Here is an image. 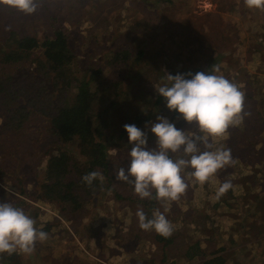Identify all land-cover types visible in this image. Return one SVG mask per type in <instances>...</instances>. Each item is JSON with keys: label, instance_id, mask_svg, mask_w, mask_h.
Here are the masks:
<instances>
[{"label": "rangeland", "instance_id": "1", "mask_svg": "<svg viewBox=\"0 0 264 264\" xmlns=\"http://www.w3.org/2000/svg\"><path fill=\"white\" fill-rule=\"evenodd\" d=\"M127 1L113 0L116 7L99 5L97 16L86 14L91 22L89 25L98 26L99 31H113L107 40L108 47L112 46L113 38H124L126 28L150 27L156 19L154 9L147 10L152 2H147L144 8L139 5L140 0ZM253 11L252 15V9L244 0H175L172 7H159L158 14L165 29L152 36L155 49L165 50V56L169 58L167 70L171 66L186 69L218 65L219 74L236 83L245 93L247 108H264V11ZM61 23L65 24L67 32H81V29H73L65 18ZM83 32L87 34V30L83 29ZM91 38L92 34H87L86 39L74 46L81 65L87 59L98 61L102 57L95 44L89 43ZM103 43L101 39L98 41V44ZM39 52V49L35 50L36 55ZM147 87L152 88L150 85ZM244 113V129L240 123L230 133L233 127L230 126L226 137L210 140L214 148L225 146L231 149L234 159L231 166L217 170L204 184L197 183L190 175L188 188L177 201L165 205L156 200L151 213L155 210L163 212L167 207L164 214L173 225V240L166 243L155 237L157 233L154 230L142 231L136 214L139 210L137 201L142 199L133 192L131 184L116 179V172L112 184L107 186L108 180H105L102 183L105 187L95 194L86 195L76 210L65 203L34 199L40 194L36 192L37 185L45 180L39 170L42 160L38 155L30 157L24 153V135L16 134L5 125V113L0 109V201L7 200L22 208L35 220L36 227H41L46 220L51 221L45 232H63L71 237L66 240L67 248L60 250L56 243L51 254L45 257L33 251L23 253L16 250L11 254L2 253L0 262L49 264L54 259L55 264H99L100 253L102 261L108 264H195L186 258V246H191L198 239L209 255L211 251L218 250L221 240L224 242L222 246H228L229 238L234 239L235 247L239 248L236 260L249 254L252 259L259 258L250 251L255 247L253 242L264 236V129L253 123L255 117L251 112L245 110ZM181 121L179 119L178 123ZM177 126L198 133L194 124L188 125L183 121ZM50 138L53 137L49 135L47 140ZM154 139L149 133L150 146H154ZM45 146L41 151L49 152L51 148ZM65 148L77 152L73 143L68 142ZM225 179L234 181V196L228 200L235 202L234 208L226 213L221 206L219 209L210 206L213 203L211 198L215 197L216 190ZM243 216L248 218L241 229L238 223ZM233 224L237 228L233 227L231 234L229 229ZM96 242L102 244L98 248L101 251L97 253L94 251L99 246ZM111 250L116 251L109 252ZM107 251L109 258L105 257Z\"/></svg>", "mask_w": 264, "mask_h": 264}, {"label": "trees", "instance_id": "2", "mask_svg": "<svg viewBox=\"0 0 264 264\" xmlns=\"http://www.w3.org/2000/svg\"><path fill=\"white\" fill-rule=\"evenodd\" d=\"M140 2L144 8L147 2H152L146 8L155 11L153 24L142 29L126 28L124 38H113L112 46L108 47L107 40L113 31H99L98 26L89 25L91 22L86 14L97 16V7L115 6L113 0H38V7L32 14H25L0 0V109L5 113V125L16 134L24 135V153L38 155L42 160L39 170L45 180L37 185L36 192L40 194L34 199L65 203L73 210L81 207L86 195L97 193L105 180H108L107 186L112 184L114 173L128 166L130 145L124 124L134 123L142 128L158 115L168 117L177 125L183 122L178 123L177 114L165 107L155 90L167 81L168 73L211 70L212 64L186 69L171 66L167 70L169 58L164 49H155L152 36L165 29L158 14L159 7H172L175 0ZM63 18L81 32H67L65 24L61 23ZM83 29L92 34L89 43L95 44L102 57L98 61L87 59L81 65L74 46L87 38ZM100 39L103 44H98ZM37 49L40 52L36 55ZM245 110L254 115L253 123L264 129V108L253 110L244 103L243 112ZM245 125L241 122L243 129ZM49 135L53 138L47 140ZM68 142L75 144L77 152L65 148ZM42 146L51 150L41 151ZM92 171L99 172L102 179L87 184L82 177ZM186 174L190 178V172ZM233 191L231 186L219 199L211 198L210 206L214 209L221 206L224 213L233 209L234 200H228L234 196ZM116 193L122 197L119 191ZM155 205V198L137 201V209L143 210L148 217ZM247 218H241L239 228H243ZM50 224L51 221L46 220L37 228L46 231ZM233 227L237 228L233 224L229 232ZM155 237L166 243L173 240L172 233L167 238L158 233ZM221 242L218 250L207 255L197 239L191 246H184L186 258L195 264L264 263V236L253 242L255 247L250 251L259 256L257 259L249 254L236 260L239 248L235 247L234 239L229 238L226 247Z\"/></svg>", "mask_w": 264, "mask_h": 264}, {"label": "clouds", "instance_id": "3", "mask_svg": "<svg viewBox=\"0 0 264 264\" xmlns=\"http://www.w3.org/2000/svg\"><path fill=\"white\" fill-rule=\"evenodd\" d=\"M9 6L32 14L38 7V0H4ZM249 9L264 10V0H244ZM220 73L218 65L211 70L195 73L178 72L167 75V81L158 89L165 107L174 111L178 119L194 124L197 132H189L163 115L156 116L145 128L136 124H124L127 133V168L116 171V179L133 186V192L140 199L155 198L162 204L177 201L188 188L187 174L199 184H204L217 170L231 166L234 159L231 149L225 146L213 147L211 138H224L230 126L239 125L243 116L245 93L230 79ZM146 129V130H145ZM149 133L154 136V146L148 143ZM101 178L96 171L87 173L83 181L91 184ZM232 186L231 180L223 181L216 190L219 199ZM164 211L155 210L150 217L143 210L137 211L139 226L154 230L167 238L173 232V225ZM48 234L35 226V220L22 208L11 202L0 201V253L19 250L31 253L37 241H44Z\"/></svg>", "mask_w": 264, "mask_h": 264}, {"label": "crops", "instance_id": "4", "mask_svg": "<svg viewBox=\"0 0 264 264\" xmlns=\"http://www.w3.org/2000/svg\"><path fill=\"white\" fill-rule=\"evenodd\" d=\"M179 56L182 57V55H179ZM184 59L186 61L187 57L184 56ZM46 233L48 234V238L46 240H44V241L36 242V244L34 246L33 252L36 255L40 253L42 257H45L49 253L51 254L53 247L56 246V243H58V246H59L60 250H62V248H67L68 247V244L66 243V240L67 241L70 240L71 237L66 236L63 232H59V233L58 232H56V233L54 232L55 234H51V232H46ZM96 243L99 246H97L95 248V250H94L95 253H97L98 251H101V250H98V248L102 246V244L100 242H96ZM39 245H41L42 247L40 248ZM101 249H103V248H101ZM103 251L105 252L106 250L104 249ZM113 251H116V250H111L109 252H113ZM109 252L107 251V255L105 257L109 258L108 257ZM100 255L101 254L98 253V259H99V260L97 259L98 262H101L102 264H108V263L102 261L103 259L100 258ZM1 258H2V253H0V259ZM15 258H17V257H15ZM27 262H29V261H27ZM49 262H50L49 264H55V260L54 259H51ZM101 263H99V264H101ZM0 264H2V263L0 262ZM6 264H11V263L9 261H7Z\"/></svg>", "mask_w": 264, "mask_h": 264}]
</instances>
